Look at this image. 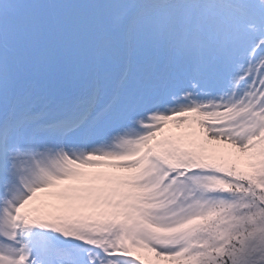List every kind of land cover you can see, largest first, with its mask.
Returning a JSON list of instances; mask_svg holds the SVG:
<instances>
[{"label": "snow or ice", "instance_id": "6c2138e0", "mask_svg": "<svg viewBox=\"0 0 264 264\" xmlns=\"http://www.w3.org/2000/svg\"><path fill=\"white\" fill-rule=\"evenodd\" d=\"M0 264H264V0H0Z\"/></svg>", "mask_w": 264, "mask_h": 264}, {"label": "rangeland", "instance_id": "374dc122", "mask_svg": "<svg viewBox=\"0 0 264 264\" xmlns=\"http://www.w3.org/2000/svg\"><path fill=\"white\" fill-rule=\"evenodd\" d=\"M88 171H110L108 169H100V170H97V169H89ZM147 255V254H145Z\"/></svg>", "mask_w": 264, "mask_h": 264}]
</instances>
